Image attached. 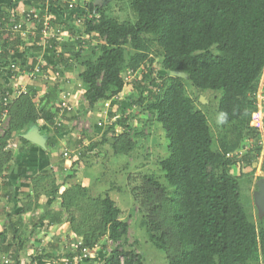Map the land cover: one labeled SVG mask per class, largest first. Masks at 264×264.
<instances>
[{"label":"trees","instance_id":"16d2710c","mask_svg":"<svg viewBox=\"0 0 264 264\" xmlns=\"http://www.w3.org/2000/svg\"><path fill=\"white\" fill-rule=\"evenodd\" d=\"M130 7L135 21L120 23L89 4L88 10H94L97 17L86 23L84 33L103 43L94 60H83L80 52L73 54L84 68L79 74L86 87L84 100L88 110H94L102 101L116 99L118 103L127 86L122 77L126 45L134 52L127 64L131 72L146 62L152 41L159 48L167 78L160 88L156 86L158 92L149 95L151 100L144 109L165 134L168 156L161 160L160 168L172 191L167 194L165 186L148 179L151 221L142 223H149L150 242L166 253L168 264H264V219L260 225L250 221L240 202L239 180L228 171L232 161L226 154L237 145L221 142L220 150L212 149L207 118L184 88L188 83L196 90L221 92L218 118L227 113L226 121L220 122L222 127L250 120L249 93L255 91L254 84L264 71V0H131ZM172 72L185 77L171 76ZM136 83L140 97L136 104L142 107L143 85ZM40 113L22 96L11 112L10 131L34 126L39 117L53 123L45 109ZM116 123L124 125L120 120ZM105 141L102 138L99 143ZM130 149V145L112 146L114 155H125ZM251 160L243 158L246 163ZM65 180L53 184L51 195L56 198L66 185L57 197L67 211L79 193L87 190L68 187ZM98 202L102 230L97 236L90 233L89 226L82 231L72 227L74 233L83 235V247L91 249L105 234L114 244L125 242L128 224L121 220L115 201L104 193ZM10 228L16 235L14 227ZM16 241L8 257L19 264L22 243ZM143 262L141 254L115 248L101 264Z\"/></svg>","mask_w":264,"mask_h":264},{"label":"rangeland","instance_id":"374dc122","mask_svg":"<svg viewBox=\"0 0 264 264\" xmlns=\"http://www.w3.org/2000/svg\"><path fill=\"white\" fill-rule=\"evenodd\" d=\"M69 1L78 5L79 9L83 5L86 11H89L88 5L91 4L96 12L103 10L109 17L117 19L120 23L135 21V15L130 7L131 0H57L60 4ZM84 15L80 12L74 15L79 20V26L74 33L81 37L75 40L74 33L70 32L71 38L66 39L64 44L75 45L76 51L80 52L83 60H94L99 55V47L103 39L85 35L84 30L89 18L87 13ZM133 54L130 46L126 45L122 77L126 80L127 86L119 95L118 103L116 99L102 101V110L97 109L93 115L88 112L81 113L73 121L58 112L52 125L60 131L59 141L63 145L59 149L63 150L67 147L70 151L68 157H64L68 161L67 168L70 173L63 172V180L66 178L68 187L78 186L79 189L87 190L79 193L78 199L67 208L68 221L72 227H80L82 231V227L89 226L90 233L97 236L102 230L98 201L104 193H108L121 211V220L128 224V232L123 243L110 242L106 234L98 237L95 244L98 245L101 254L108 256L113 249L118 248L141 254L143 264H168L166 253L157 249L149 239V223L147 222L151 221L149 215L153 203L146 194V188L151 186L148 184V179L165 186L167 194L172 191L167 187L160 168L161 160L168 156L167 140L155 117L144 109L151 100L149 95L158 92L156 88L164 84L167 77L162 69L159 48L154 41L149 46L148 59L136 72H131L127 67ZM262 79H264V72L255 82L254 90L257 91L262 86V94H264ZM136 81L143 85L142 107L136 104L140 98ZM184 88L186 96L207 118L212 136V149L220 150L221 142L230 147L236 144V149H242V155L229 158L232 163L228 171L239 180L240 202L249 215L250 221L260 225L264 219V207L260 206L258 198L260 194L258 186L264 181V108L258 107L257 102L251 100V91L247 102V109L251 112L250 120L247 123L242 120L222 127L217 115L221 92L196 90L188 83H184ZM61 102L68 106L65 99L62 98ZM105 104L108 106L106 107ZM119 120L124 122L123 126L116 123ZM56 122H60V126L56 125ZM11 123L9 111L0 122V139L3 136L5 138L6 134L13 136L9 133ZM102 138L106 139L105 143H99ZM114 143L125 147L130 145L131 149L125 155H114L112 152ZM12 148L0 145V157L2 153L12 154L14 149ZM244 157H251L252 160L246 163L243 161ZM74 161L77 164L71 165ZM143 220L147 221L146 225L142 223ZM74 234L77 238L83 239L82 234ZM65 254L63 256H66Z\"/></svg>","mask_w":264,"mask_h":264},{"label":"crops","instance_id":"0c3cea01","mask_svg":"<svg viewBox=\"0 0 264 264\" xmlns=\"http://www.w3.org/2000/svg\"><path fill=\"white\" fill-rule=\"evenodd\" d=\"M82 6L79 9L74 2L60 4L57 0H0V18L8 20L0 30V89L9 95L8 112H12L22 96L32 102L36 112L45 109L53 121L58 112L73 121L81 113L93 115L97 109L102 110L101 103L88 110L83 96L86 87L79 78L84 68L73 54L79 51L75 45L64 44L71 38L70 32L77 31L79 20L74 15L85 10ZM24 11L33 14L34 19L20 32H12L9 23L21 20ZM44 20L49 24L50 34L58 32L55 37L43 40ZM74 35L75 40L81 37ZM36 64L48 74L57 71L60 74L50 77L54 78L50 81L32 82L27 72ZM11 65L15 70L10 69ZM62 97L67 102L66 109L60 106ZM59 132L39 117L34 126L17 132L9 129L13 136L6 134L0 139V145L15 149L12 148V154L2 153L0 157V261L11 254L19 239L22 243L19 264H49L65 253L67 256L77 239L67 211L57 197L67 186L60 188L56 198L51 195L53 184H62L63 172H68L69 165L62 148L59 149L63 145ZM30 133L38 134L41 144L26 139ZM104 257L97 255L85 264H101Z\"/></svg>","mask_w":264,"mask_h":264},{"label":"built area","instance_id":"2783aa9c","mask_svg":"<svg viewBox=\"0 0 264 264\" xmlns=\"http://www.w3.org/2000/svg\"><path fill=\"white\" fill-rule=\"evenodd\" d=\"M85 13H87L89 20L94 18V17L95 18L97 17L94 10L93 11L84 10L83 12H81V15H84ZM21 17H22V19L19 20L18 22L12 21V23H9L10 30L12 32H20L21 30H23V27L30 26L32 20L34 19L33 14H31L29 12H25V11L22 12ZM83 17H85V15ZM7 21L8 20L6 18H0V30H1L2 25L7 24ZM42 26L43 27L41 30V34H42L43 40H45V38H53L58 33V32H55V34L49 33V24L47 23L46 20H44ZM14 68H15L14 65L10 66L11 70H15ZM59 74L60 73L58 71L53 73V74H48L46 71H44L42 69V67L39 64H36L33 68H31L27 72V77L32 82L38 81L39 79H41L43 81H47L50 77H58ZM262 89L263 88L258 89L257 91H254L251 93V95H252L251 100L254 102H257V105L260 108H264V94H262L263 93ZM62 98H64V97H62ZM0 104H1V116H2V119L0 122H2L3 119L8 114L9 95L7 94V92H4L1 89H0ZM60 106L62 109H66V107H67V106H65L64 102H61ZM105 106L107 107L108 104H105ZM56 125L60 126V122H58V123L56 122ZM69 152L70 151H68L67 148H64L63 152H62L63 157H65V158L68 157ZM238 155H242V149H237L232 153H228V154H226V157L232 158V156H238ZM100 254H101V252L98 250L97 244H94V246L91 249H88V248L83 247L82 239L77 238L75 240L72 248H71V252L69 253V255H71V256H64L58 260H53L49 264H85L88 261H91L95 257H97V255H99V257H100ZM105 257H107V256H105ZM0 264H13V262L9 259V257H7V258H3L0 261Z\"/></svg>","mask_w":264,"mask_h":264},{"label":"water","instance_id":"95a60500","mask_svg":"<svg viewBox=\"0 0 264 264\" xmlns=\"http://www.w3.org/2000/svg\"><path fill=\"white\" fill-rule=\"evenodd\" d=\"M171 76L178 77V78H184L185 77V75L183 73H179V72H172ZM26 139H28L29 141H32L36 144H41L40 136L36 133H30ZM259 192H260L259 197H258L259 198V204L263 208L264 207V181L259 186Z\"/></svg>","mask_w":264,"mask_h":264},{"label":"clouds","instance_id":"9594fccd","mask_svg":"<svg viewBox=\"0 0 264 264\" xmlns=\"http://www.w3.org/2000/svg\"><path fill=\"white\" fill-rule=\"evenodd\" d=\"M227 119V113H220L219 114V118H218V122H224Z\"/></svg>","mask_w":264,"mask_h":264}]
</instances>
